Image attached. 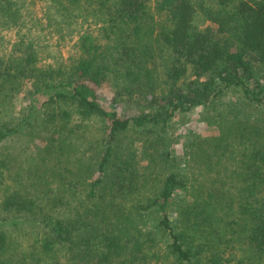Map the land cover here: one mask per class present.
Masks as SVG:
<instances>
[{
    "label": "trees",
    "instance_id": "obj_1",
    "mask_svg": "<svg viewBox=\"0 0 264 264\" xmlns=\"http://www.w3.org/2000/svg\"><path fill=\"white\" fill-rule=\"evenodd\" d=\"M40 1L71 32L91 23L63 61L40 63L27 34L0 52V106L25 81L39 95L0 116V143L29 132L49 146L29 170L0 154V264H264V0ZM14 4L0 0L4 25H18ZM224 91V131L197 141L184 176L149 184L120 137H155L145 157ZM95 127L104 140L86 139Z\"/></svg>",
    "mask_w": 264,
    "mask_h": 264
},
{
    "label": "rangeland",
    "instance_id": "obj_2",
    "mask_svg": "<svg viewBox=\"0 0 264 264\" xmlns=\"http://www.w3.org/2000/svg\"><path fill=\"white\" fill-rule=\"evenodd\" d=\"M200 1L198 0V2ZM12 2L15 3L14 7L17 8L19 13L18 25H4L0 20V52H8L11 43L18 36V33L22 35L27 34V37L31 39L38 53L40 63L43 64L66 60L73 50L72 45L77 38V31L85 29L91 23V19L88 18V22L81 23V25L79 23L73 25L75 29L71 32V25L66 26L64 23L57 24L60 16L55 14L51 8H48V4L45 2L40 0H12ZM201 14L202 11L199 9L198 17L201 18ZM200 24L203 26L204 21L200 22ZM32 91L33 87L30 81H25L17 85L16 89L11 91V93L7 91L6 99L0 106V116L7 117V119L20 118V115L27 110L29 102L39 99V95L32 94ZM236 92L239 94L238 91ZM231 95V101L228 103L226 97H230ZM234 95V91H224L219 95V99L214 105L210 107H198L189 113L176 116L170 125H168L166 133L161 134L162 138H159V145L155 146V148L149 147L146 150V154L154 153V162L146 154L145 157H142L145 150L142 147V143H146L151 138L155 139L150 134L142 135L130 129V131L120 137V142L123 145L131 144V148L137 154L138 164L141 166V170L145 177L151 181L149 184L162 179L170 171L184 176L187 172L190 156L197 149V141L208 138L213 134H220L224 131L221 117H225L223 116L225 111L229 107H232ZM250 111L252 119L261 117V111L257 106L251 107ZM226 117L227 119L231 117L228 111ZM18 134L9 135L0 143V148L4 147V149H0V154L13 156L15 161L23 169H32L34 164L40 163L42 157H46L45 153L49 147L48 142L43 141L29 132L22 135ZM73 138L74 134H72L71 142H73ZM104 138L105 136L98 127L91 129L86 134L87 140L102 141ZM70 139L71 137H68L69 141ZM123 145H121L122 149ZM161 152H167L168 158L160 161L159 165L156 166L155 162L158 161V154ZM97 159L98 156H95L83 162L85 183L93 179ZM46 163V161L42 162V164ZM182 199L183 197L179 196L176 201L177 204ZM20 244L22 248H25L27 240L22 241Z\"/></svg>",
    "mask_w": 264,
    "mask_h": 264
}]
</instances>
